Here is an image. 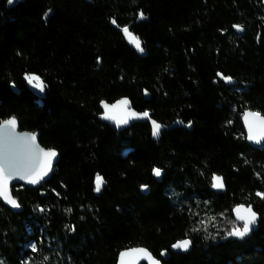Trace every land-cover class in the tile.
Returning a JSON list of instances; mask_svg holds the SVG:
<instances>
[{"label": "trees", "instance_id": "trees-1", "mask_svg": "<svg viewBox=\"0 0 264 264\" xmlns=\"http://www.w3.org/2000/svg\"><path fill=\"white\" fill-rule=\"evenodd\" d=\"M124 97L164 127L159 141L149 122L101 120V102ZM247 108L264 114L263 0H0V121L60 153L48 183L13 188L21 212L0 201V264H117L138 246L169 252L164 264H264V147L247 142ZM239 204L261 216L249 239L206 234ZM187 238L189 253L171 250Z\"/></svg>", "mask_w": 264, "mask_h": 264}, {"label": "snow or ice", "instance_id": "snow-or-ice-1", "mask_svg": "<svg viewBox=\"0 0 264 264\" xmlns=\"http://www.w3.org/2000/svg\"><path fill=\"white\" fill-rule=\"evenodd\" d=\"M12 4L14 0H7ZM139 18L144 19L143 12L139 13ZM116 24V21H112ZM238 31L243 28L240 25L234 26ZM125 38L132 44L137 51L143 52L142 41L140 37L134 34L125 26L122 28ZM227 82H231V77H223V74H218ZM29 84L39 89L41 92L45 90V83L39 76L29 75L26 77ZM35 82V83H34ZM130 101L127 98L117 101L115 104H109L102 101L101 105L104 109L103 118L116 123L117 127L122 124H127L129 118H150L148 112L137 113L129 110ZM243 119L247 127V139L255 143H260L264 140V114L260 112L245 111ZM16 120L11 118L0 121V198H3L13 207H19V203L12 197L9 187L10 180L14 177L26 179L29 183L36 184L44 178L51 170L52 162L57 156V152L53 149L45 150L36 144V135L29 133H17ZM183 123V122H181ZM152 135L159 136L162 126L156 121H152ZM190 126V123L189 125ZM153 174L157 177L162 175L160 168H155ZM105 181L104 178L97 174L95 177V191L99 193L102 190ZM212 187L223 189V178L220 176L213 177ZM147 188V186H142ZM256 195L264 199V192H257ZM235 217L242 224L234 225L227 233L230 237L244 239L248 236L257 220V213L252 207L243 204L238 205L235 209ZM214 219V218H213ZM203 223V222H202ZM198 230V229H197ZM191 240L184 239L177 241L172 245L174 249L187 251L191 245ZM32 250L36 251V245L33 244ZM166 253L162 252L161 255ZM141 260H146L148 264H161L154 258L152 254L145 248H133L120 253V264H140Z\"/></svg>", "mask_w": 264, "mask_h": 264}, {"label": "water", "instance_id": "water-1", "mask_svg": "<svg viewBox=\"0 0 264 264\" xmlns=\"http://www.w3.org/2000/svg\"><path fill=\"white\" fill-rule=\"evenodd\" d=\"M263 5H264V0H263ZM243 28V27H242ZM235 30H236V32H238V33H240V34H245L246 33V31L243 29L242 31H238L236 28H235ZM129 43V42H128ZM130 44V43H129ZM132 47H134L132 44H130ZM135 48V47H134ZM136 49V48H135ZM219 74H222V73H219ZM219 77L222 79V80H224L227 84H232V83H236V81L234 80V79H231V82H227L225 79H223L220 75H219ZM224 77V76H223ZM124 98H127V97H124ZM124 98H121V99H124ZM121 99H119V100H121ZM129 101H130V104H129V110H131V111H135V112H137V113H143V112H147V111H138L137 109H135L133 106H132V102H131V100L129 99V98H127ZM119 100H117V101H119ZM117 101H115V102H113V103H109V102H107V103H109V104H115ZM104 102H106V101H104ZM101 107H102V105H101ZM102 110H103V112H104V109H103V107H102ZM253 111V112H259V111H256V110H253V109H251V108H247L245 111ZM244 111V112H245ZM261 113V112H260ZM244 114V113H243ZM261 114H263V113H261ZM149 116H150V114H149ZM11 118H15V120H16V129H15V131L19 134V133H29V134H35L36 135V144H38L39 145V147L40 148H43V149H45V150H49V149H53V148H47V147H45V146H43L42 144H41V142H40V132H32V131H27V130H21V127H20V123H19V120L16 118V117H11ZM11 118H9V119H11ZM101 120L103 121V122H105V123H107V124H109L112 128H114V129H116V130H118V131H123V130H125V129H127V128H129V127H131L132 125H134V124H136V123H145V122H149L151 125H152V121L154 120L151 116H150V118H129V120H128V123L127 124H122V125H120L119 127H117V125H116V123L115 122H113V121H111V120H106V119H104L103 118V113H102V115H101ZM8 120V119H7ZM155 121V120H154ZM242 122H243V126H244V129H245V131H246V136H247V127H246V125H245V122H244V119H243V116H242ZM158 123V122H157ZM153 127V126H152ZM163 129H164V127L162 126V128H161V131H160V134H159V136H153V139L155 140V141H159L160 140V138H161V133H162V131H163ZM247 142H248V144L250 145V146H252V147H257V148H262V147H264V140H262L260 143H255V142H253V141H250V140H248L247 139ZM53 150H55L56 152H57V156L55 157V159L53 160V162H52V166H51V170L48 172V174L46 175V176H44V178L42 179V180H40L38 183H36V184H32V183H29L26 179H20L19 177H14V178H12L11 180H10V185H9V187H10V189H11V195H12V197L19 203V200L15 197V194H14V187H16V186H19V185H21V186H25V187H28V188H40V187H42L44 184H46V183H48L49 182V180L52 178V176H53V173H54V169H55V166L58 164V162H59V160H60V153L56 150V149H53ZM162 175H163V171H162ZM162 175L160 176V177H157V176H155V178H157V180H159V181H162ZM214 176H220V177H222L223 178V184H224V188L223 189H216V188H214V187H212V190L214 191V192H216V193H223L225 190H226V184H225V179H224V177L222 176V175H218V174H215ZM103 187H104V185H103ZM103 187H102V190L99 192V193H97L96 192V194L97 195H100L101 193H102V191H103ZM0 201H2L7 207H9L10 209H12L14 212H21L22 211V206L20 205V203H19V207H13L11 204H9V203H7L3 198H0ZM239 205H241V204H239ZM243 205H245L246 207L247 206H249V205H246V204H243ZM238 206V205H237ZM237 206H235L234 207V209L237 207ZM251 207H252V209H253V211L254 212H256L257 213V220H256V223H255V225L253 226V229H252V231H251V233L248 235V236H246L244 239H239V238H236V237H230V236H225L224 238H223V240L222 241H227L228 239H235V240H237V241H244V240H247V239H249L253 234H254V232H256L257 230H258V228H259V222H260V219H261V216H260V214H259V212L255 209V207L253 206V205H250ZM234 209H233V216H234V218L236 219V217H235V212H234ZM239 222V224H242V222L241 221H238ZM188 240H191L190 238H187ZM191 245L188 247V249H187V251H184V250H180V249H174L173 247H171V250L174 252V253H177V254H187V253H189L192 249H193V247H194V245H193V241L191 240ZM133 248H145V249H147L151 254H152V256L154 257V258H156V259H158L157 257H155L154 256V254L148 249V248H146V247H142V246H138V247H131V248H128V249H125V250H122L121 252H123V251H127V250H129V249H133ZM120 252V253H121ZM164 253H166V252H164ZM163 258L164 259H168V254L166 253L165 255H163ZM160 262H161V264H163V262L160 260V259H158ZM117 264H120V254H119V257H118V263ZM140 264H148V262L146 261V260H141L140 261Z\"/></svg>", "mask_w": 264, "mask_h": 264}, {"label": "rangeland", "instance_id": "rangeland-1", "mask_svg": "<svg viewBox=\"0 0 264 264\" xmlns=\"http://www.w3.org/2000/svg\"><path fill=\"white\" fill-rule=\"evenodd\" d=\"M238 33V32H237ZM240 34V33H238ZM35 83V82H34ZM33 88H35L32 85ZM37 89V88H35ZM145 190H148V188H145ZM210 219V218H209ZM206 220L204 223L205 228L208 231L206 234L213 235V238L216 239L221 234L223 236H227L228 231L234 226V225H240L239 222L230 214L229 211H224L218 217L211 218L210 220Z\"/></svg>", "mask_w": 264, "mask_h": 264}, {"label": "flooded vegetation", "instance_id": "flooded-vegetation-1", "mask_svg": "<svg viewBox=\"0 0 264 264\" xmlns=\"http://www.w3.org/2000/svg\"><path fill=\"white\" fill-rule=\"evenodd\" d=\"M193 245H194V243H193ZM163 252H166L168 254V259H164L163 255H161L160 257H157L155 255L154 256L157 257L158 259H160L163 262V264H164L165 261H168L170 259L171 254L169 252H167V251H163Z\"/></svg>", "mask_w": 264, "mask_h": 264}]
</instances>
